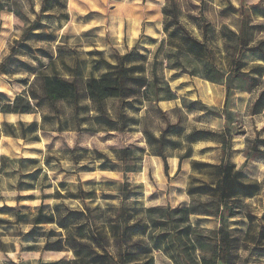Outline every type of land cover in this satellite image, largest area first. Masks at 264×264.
I'll return each instance as SVG.
<instances>
[{"label": "rangeland", "instance_id": "374dc122", "mask_svg": "<svg viewBox=\"0 0 264 264\" xmlns=\"http://www.w3.org/2000/svg\"><path fill=\"white\" fill-rule=\"evenodd\" d=\"M74 1V6L68 1V20L55 11L42 16L45 32L53 33L55 41H31L34 48L43 47L54 54L55 60L51 64L48 59H44L45 64H49L46 69L49 73L57 71L63 76L71 77L73 73L75 75L78 72L80 76L85 77L90 74L94 60V54L89 51L104 50L107 58L117 52L132 51L136 53L132 63L142 67L152 79L155 55L159 53L156 68L160 83H166L168 80L179 97H185L189 101L186 104L194 100L201 103L182 113L177 110L182 107L181 99L154 103L135 96L128 99L121 110L117 100H105L98 104L89 99L83 90V81L80 80L82 91L78 114L74 115L71 103L58 102L52 106L47 101L42 102L39 112L49 119L44 129L38 130L37 134L24 130L27 140L7 134L12 131L20 136L25 127H22L18 120L30 121L33 117L0 113V128L5 134L0 142V161L2 155L11 158H39L52 183V187L46 189L45 193L56 196L57 192H60L64 196L62 199L49 198L45 203L53 209L58 206L62 210L67 207L78 210L91 208L98 214L100 224L108 221L107 211L122 206L138 209L135 218H140L143 216L142 211L148 207L189 204L192 199L199 197L188 192L191 181L198 185L203 182L210 183L213 179L212 169L198 166V163L218 164L221 146L219 136L190 141L188 135L197 129H208L217 133L223 130L225 119L220 112L225 101V85L212 84L199 77L169 69L176 60L173 55H167V50L170 49L166 46L159 52V39L169 38L168 33L165 36L159 34L163 20L162 9L165 5H171V0ZM173 1L179 9L180 22L193 35L203 40V30L207 31L209 53L222 68L229 70L237 55L244 62V72L252 71L255 66H264V51L252 50L264 40V0ZM34 2L36 10L39 11L41 0ZM132 10H136V15L131 14ZM244 18L248 20L246 39L249 46L240 51L237 35L230 32L239 34ZM168 26L170 32L173 25ZM22 31L23 22L20 19L7 11L0 12V64L5 67V73H0V104L12 101L22 92L25 88L22 84L24 78L33 79L32 70L37 64L32 57L26 53L13 57L9 50V44L20 38ZM151 36L159 39L149 40ZM234 85L245 84L236 80ZM164 93L163 89L162 94ZM257 95L255 96L253 90L232 91L230 107L235 115L230 124L245 132L234 136L231 159L243 171L247 180L260 183V193L245 201L252 214L260 218L264 215V158L246 162L243 152L247 138H254L256 132L264 127V81ZM100 105L115 119L124 113L134 117L135 121L129 123L125 130H114L99 119ZM157 108L166 111L167 117L159 113ZM56 113L60 114L62 119L60 129L57 126ZM167 118L172 123L180 120L181 125L167 133L166 141L161 146L152 138V134L160 136L161 130L166 127ZM145 128L152 134H147ZM262 136L264 138V131ZM124 148L129 149L127 154L130 156L126 164L135 166L138 170L127 173L132 194L127 200L123 198L122 184L125 176L121 171L127 166L120 160V152ZM160 150L167 157L168 174L164 169L163 157L158 155ZM189 150L190 156L182 158ZM12 170L13 168H10L9 173L13 172ZM16 178L7 174L0 176V264H65V261L79 259V251L43 250L47 241L46 235L43 234H47L52 228L58 230V227L55 224L38 227L34 225L36 207L41 203L40 199L20 202L16 199L30 195L39 198L42 195L41 190L38 187L36 190L19 191L14 187ZM81 189L94 192V197L85 201L71 198L78 195ZM8 206L14 209H9ZM244 214L247 216V224L251 221V216L246 210ZM254 220L257 222V219ZM192 224L200 225L208 232H215L218 228L217 221L207 217L193 216ZM234 226L232 225V228H235ZM237 227L244 230L245 225L240 223ZM36 228L38 231L32 233ZM236 234L240 239L243 237L242 232L236 231ZM51 238L57 239L56 236ZM35 242L38 250L29 251L28 247ZM238 243L241 245L237 250L238 262L248 260L251 264H264V258L249 254V251L242 247L240 240ZM89 253L84 251L83 254ZM154 255L156 264H175L162 251L155 250Z\"/></svg>", "mask_w": 264, "mask_h": 264}, {"label": "trees", "instance_id": "16d2710c", "mask_svg": "<svg viewBox=\"0 0 264 264\" xmlns=\"http://www.w3.org/2000/svg\"><path fill=\"white\" fill-rule=\"evenodd\" d=\"M70 1L71 5L74 6L75 1ZM67 6L68 0H41L40 9L37 11L34 0H27V2L24 0H0V12L12 13L23 22L21 37L14 39L9 44L10 54L15 57L21 53H26L37 64L32 70L33 79L24 78L22 80L25 87L22 92L17 94L12 101L8 100L0 104V113L3 115L32 114L35 119L33 121L19 120L21 126L25 127L20 136L12 131L7 135L27 140L24 130H30L36 134L38 130H43L47 119H49L48 116L39 112L40 105L44 101L52 106L58 102L71 103L74 107V115H77L82 91L79 86L80 80L83 81V90L89 99L98 104L105 100H117L121 110L127 100L135 96L154 101V103L181 99L182 107L177 108V110L182 113L186 109L191 110L193 105L201 103L194 100L186 104L189 101L185 97H179L171 88L168 80L166 83H160L156 68L159 53L155 55L151 73L152 79L146 75L142 67L132 63V59L136 56V53L132 51L124 54L114 53L111 56L113 62L103 57L104 51H96L95 54L99 57L92 63L90 74L85 77L80 76L78 72L75 75L73 73L71 77L63 76L57 71L46 72L44 68L55 60V56L43 47L34 48L31 41H55L56 37L53 33L45 32L46 27L42 22V16L55 11L59 16L68 20ZM63 10L65 12H61ZM162 13L163 18L165 17V22L163 20L164 36L168 33L169 38L168 40H163V38L159 40V52L166 46L170 49L167 50V55H173L172 57L176 60L169 69L226 87L225 101L220 112L225 119L223 130L217 133L213 130L197 129L188 135L190 141L208 136H219L220 162L216 165L198 163V166L212 169L213 179L210 183L203 182V184L198 185L191 181L188 192L199 197L192 199L189 204L148 207L142 211L143 216L140 218H135L138 209L122 206L107 211L109 214L108 221L100 224L98 214L91 208L78 210L67 207L62 210L58 206L53 209L45 203L49 198L62 199L64 196L60 192H57L56 196L45 193L46 189L52 187V183L46 173L47 171L42 168L39 158H11L2 155L0 176L5 174L16 176L14 187L19 191L36 190L38 187L41 190L42 195L39 198L30 195L16 199L18 202L40 199L41 203L36 207L34 225L38 227L44 224H55L58 227V230L52 228L46 232L47 234H43L47 237L43 250L65 251L71 249L79 251V259L71 262L65 261V264H156L155 250L162 251L175 264H251L248 260L237 261V250L241 246L238 243L239 240L242 242V247L249 251V254L264 258V215L256 218L257 216L252 214L250 206L245 202L247 199L256 196L261 191V186L257 181L247 180L243 171L232 161L233 138L236 134H245V132L230 124L235 115L230 107L232 91L238 89L251 92L263 79L264 66H255L252 71L244 72L242 70L244 62L237 55L230 69L225 70L214 61L209 53L207 31L203 30V40L193 35L180 22L179 9L173 0H171V5L163 7ZM131 14L136 15V10H132ZM169 24L173 25L170 32ZM247 24L248 20L244 18L240 33L230 32L237 35L240 51L249 46L246 39ZM152 40L157 41L156 39ZM263 47L264 40L260 41L252 50L263 52ZM35 51L36 53H34ZM44 59H48L49 64H45ZM96 72H100V74L98 75ZM0 73H5V67L2 63L0 64ZM236 80L245 85L235 86ZM163 89L165 90L164 94H162ZM99 110L101 113L99 119L113 127L114 130H125L129 123L135 121L134 117L124 113L119 114L118 118L115 119L105 112L101 105ZM157 110L167 117L166 111L161 108H157ZM37 116L40 118L39 121ZM238 116L240 115L238 114ZM55 117L60 129L61 116L56 113ZM180 125V120L172 123L167 118L166 127L161 130L160 136L156 137L149 133L147 128L144 131L147 134H152V138L162 146L166 141L167 133L177 129ZM263 131L264 127L256 132L254 138H247L243 152L246 162L264 158ZM3 136L5 134L0 128V142ZM128 151L129 149L124 148L120 152V160L127 166V168L121 169L125 176L122 189L123 198L126 200L132 197L127 173L138 171L135 166L126 164L130 157L127 154ZM189 152L190 150L182 158L189 157ZM158 155L163 157L164 169L168 174L169 164L166 155L162 150L159 151ZM10 168H13L11 173H9ZM43 171L44 173H42ZM40 181L41 183L45 182V184L41 185ZM93 197L94 192H85L82 189L79 190L78 195L71 196V198L82 201ZM8 207L14 209L12 206ZM245 210L251 216V221L247 224L245 223L247 217L244 214ZM193 216L215 219L218 223L217 230L208 232L200 225H193ZM254 219H257V222ZM240 223L245 225L244 230L237 227ZM232 225H235V228H232ZM36 231H38L37 228L33 229L32 233ZM236 231L243 233L241 239ZM33 235L38 237L37 234ZM55 236L57 239L52 240L51 237ZM36 244L37 242L29 246V251H37L38 246ZM112 249L115 251H111ZM84 251L90 253L84 255ZM41 263L50 264L52 262Z\"/></svg>", "mask_w": 264, "mask_h": 264}, {"label": "crops", "instance_id": "0c3cea01", "mask_svg": "<svg viewBox=\"0 0 264 264\" xmlns=\"http://www.w3.org/2000/svg\"><path fill=\"white\" fill-rule=\"evenodd\" d=\"M69 1V0H68ZM163 20H164V18H163ZM163 20H162V22H161V28H160V34L159 35H161V34H163L164 35V30H163ZM163 37V36H162ZM149 40H152V39H159V38H155V37H153V36H151V37H149L148 38ZM160 39H162V38H160ZM159 39V40H160ZM99 51H104V50H99ZM95 52H96V50H91V51H89V53L90 54H94V60L95 59H97L99 56L97 55V54H95ZM105 52V51H104ZM120 53V52H119ZM120 54H124V53H120ZM104 58H106L108 61H110V62H113V60L111 59V56H110V58H107L106 57V53L104 54V56H103ZM55 59V58H54ZM94 60H93V62H94ZM46 67L48 68V66L46 65ZM44 68L45 70L47 69V68ZM46 72H47V70H46ZM179 77V76H178ZM264 78V77H263ZM263 79L261 80V82H260V84L257 86V87H255L254 89H253V93L255 94V96H258L257 95V91H258V89H260V87L262 88L263 87ZM224 100H225V98H224ZM11 115H13V116H17V117H24V116H26V117H33V118H31V120L30 121H33L34 119H35V116L34 115H32V114H24V115H14V114H11ZM19 120H22V119H19ZM18 120V121H19ZM37 120L39 121L40 120V118H38V116H37ZM260 193V192H259Z\"/></svg>", "mask_w": 264, "mask_h": 264}, {"label": "clouds", "instance_id": "9594fccd", "mask_svg": "<svg viewBox=\"0 0 264 264\" xmlns=\"http://www.w3.org/2000/svg\"><path fill=\"white\" fill-rule=\"evenodd\" d=\"M157 27H160V25H157ZM101 35H103V33H102ZM173 206H174V205H173ZM111 251H113V252H114L115 250H114V249H112ZM245 255H246V253H245Z\"/></svg>", "mask_w": 264, "mask_h": 264}]
</instances>
